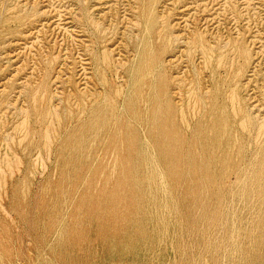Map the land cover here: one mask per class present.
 <instances>
[{
  "label": "rangeland",
  "instance_id": "1",
  "mask_svg": "<svg viewBox=\"0 0 264 264\" xmlns=\"http://www.w3.org/2000/svg\"><path fill=\"white\" fill-rule=\"evenodd\" d=\"M145 44L157 56L159 116L168 107L177 134L159 139L163 158L138 125V172L154 179L147 209L185 231L179 199L190 188L197 226L184 233L194 243L184 235L190 244L176 250L161 236L142 254L109 255L90 242L85 216L86 246L47 252L54 208L108 200L124 177L129 121L119 110ZM262 169L264 0H0V228L11 264H258L240 254L264 215V193L249 183Z\"/></svg>",
  "mask_w": 264,
  "mask_h": 264
},
{
  "label": "bare ground",
  "instance_id": "2",
  "mask_svg": "<svg viewBox=\"0 0 264 264\" xmlns=\"http://www.w3.org/2000/svg\"><path fill=\"white\" fill-rule=\"evenodd\" d=\"M148 8L151 9L152 6L148 7ZM141 51H142V53H140L141 57L139 56L140 57L139 60L137 61L136 64H134V69L132 72V80L131 81H132V85H134L135 87L132 88L131 93H129V94L126 93L125 100H124L125 105L121 110H119V114H121L122 119H124L126 121V123H127V121H129L128 125H127L128 133H125V136H127L126 138L128 140V144H127L128 146H127V148H125V150H127V155L126 156L123 155L121 158V159H123L122 164H124V165H122L123 168L121 167V169L124 170L123 171L124 177H122V176L120 177L122 180L119 181V184L117 182L118 185H115L116 189H114L111 196H110L111 192L110 193L108 192L109 196H110V198H108V200L107 199L104 200V198H103L98 203H95V202L83 203V201H79V199L77 201L76 199H73V197H72V200L69 202H66L65 205H63L62 207H59V208H54L50 212V214L48 213L49 214L47 217L48 221L46 224H49L50 229L47 232V233H49L48 234V244L46 245V247L48 249L47 252H55L56 254L61 255V253L67 249L66 246L69 245L70 243L74 244L76 246H83V245L87 244L89 237H88V240L85 238V235H86L85 225H86V223L83 222V218L85 216L89 217L90 228L92 227V231L90 233L92 238H91L90 242L100 244L103 248L102 250H104L105 252H108L109 255H110V253H115V254L122 253V255H123V253H126L125 251H132V252H136L137 254L141 252V254H142V251H144L146 248L150 247L151 245H155L161 236L168 237L172 247L177 250V248L183 242H185V240L189 236V235H186V234H188V232L187 233L185 232L186 228L191 227V225L192 226L196 225L195 222H193L191 220L193 217L192 213H191L192 208H193L192 206H193V203L195 202L194 197H196V196H194V194L191 193L190 188H187L186 190H182V193H181L180 199H179L180 203H181L180 206H182V208H183L182 212L184 211L182 213L183 214L182 218H183V221L184 220L185 221L183 222L182 227H184V228L186 227L185 231L183 229H182V231H179L180 229L179 230L176 229L175 228L176 224L174 225V227H172L173 228V230H172V228L170 226V224H171L170 218L171 217L167 220L165 218L166 214L163 215L160 212H158V211H160L159 208H161V207L158 206L159 207V208L157 207L158 210L157 209L153 210L154 213L156 212L155 210H157V212H158V213L156 212L157 214L155 213L156 215H154V216H153V214L150 216L151 211L148 212V209H147V206H148L147 204L149 203L150 199H152V198L154 199V195L152 198L149 197L150 195L147 194V192H146L147 190L143 191V188L146 185L149 186L151 183L153 185L154 179H153L152 175L143 174V172L141 173V171L138 172L139 168L141 169L142 167H144L143 166L144 165L143 160H145V159L141 158V157H144L141 155L142 152H141V154L140 153L137 154V147H138V142H139L138 138H137L138 137V129H139L138 125L141 124L142 126L146 127V134L149 136V139L152 138L153 141L156 142V145L159 146L157 148H158V151H160L159 152L160 156L163 158H167L168 154L170 153L164 149L165 143L167 141L171 142L173 138H176L177 134H176L175 130H172L171 126L169 127L167 125V123L171 122V120H172L168 107H167V111H166V116H164L163 118H161L159 116V112H158L159 110H157L158 109V103H159L157 94H158L159 89H157L156 83L154 81L155 78L153 79V74H152L153 70L156 67L157 56H156L155 52H153V50L151 49L149 44H147V45L145 44L143 50H141ZM141 101L146 102V104H145L146 106L144 105L143 108L141 105L142 104ZM155 127H159L158 130H156ZM125 128H126V126H125ZM260 128H262V126ZM262 130H263V128H262ZM262 130L260 129L259 132H261ZM162 133H163V135H162L163 137L161 136ZM156 134H158L159 138L156 137ZM139 135H140V132H139ZM160 138H162V141L164 138V140H166V142L162 144V141L161 142L159 141ZM139 147H142V146L139 145ZM143 155H145V153ZM134 166H135V168H134ZM78 167H80V165ZM145 169H146V164H145ZM143 171H144V169H143ZM169 171H170V169H169ZM77 172H75V173H77ZM262 172L264 174V169L259 171V173H262ZM92 173L94 176L95 171L94 172L92 171ZM76 175L78 176V174H76ZM76 175H75V178L77 177ZM90 175H92V174H90ZM175 176H176V178H178L179 175H175ZM179 178H181V177L179 176ZM88 181L84 182L85 186L83 185L81 187V191H83L85 188H87L86 186H87V184H89ZM155 181H156V179H155ZM76 182H78V181L75 180V183ZM114 182H115V180H114ZM185 182L187 184V183H190L191 181L186 180ZM173 183H171V184H173ZM249 183H251V184H255V183L257 184L258 183V187L264 193V176H261V178L257 177L256 179L250 181ZM80 184H81V182H80ZM75 185H77V184H75ZM75 188H74V190H75ZM82 188H84V189H82ZM109 188H110V186H109ZM111 188H112V186H111ZM150 188L151 187H149L148 189H150ZM158 188H157V190H158ZM151 191H153V190H151ZM179 191H180V189H179ZM83 192H81V193H83ZM175 192L176 191L174 190L173 193H175ZM105 195L106 194H104V197H105ZM85 196H86V194H85ZM173 196H172V198H175ZM88 197L90 198V196H88ZM98 197H100V196H98ZM74 198H77V197L75 196ZM84 198L86 199L87 197H84ZM174 202H175V200H174ZM180 203H178V204H180ZM155 204L160 205L159 203H157V201ZM163 204H162V207H163ZM148 207H150V205ZM164 207L162 209H164ZM172 208H174V207H172ZM166 209H168V207ZM200 214H201V212H200ZM168 217H169V215H168ZM163 218H165L167 221H169V223L166 222V220H163ZM200 218H202V217H200ZM258 219L259 220H257V218H256L257 221L254 223V225L246 231L248 240L245 243V245L243 246V253H241V254L239 253L240 255L243 254L242 257L240 256L242 259L240 261L242 263L243 262H247V263L248 262H258V264H264V215L260 216V218H258ZM174 222H175V220H174ZM180 225H178V222H177L176 227L178 228V226L180 227ZM167 226H169V227H167ZM228 226H230V224H228ZM47 227H48V225H47ZM230 227L226 228V229L228 230V229H230ZM190 232H191V230H190ZM229 233H231V230H229ZM6 234H8V233L6 232ZM197 234L198 233L195 232L192 235H197ZM224 234H227V233H224ZM184 235L187 237V238L184 237V238H186L185 240L181 239V237H183ZM6 236L8 237V235H6ZM7 237H5V230L0 228V264H11L12 261L10 260L11 262H9V259L10 258L12 259L11 256L15 253L13 251V249L15 250V247L13 246L14 243H11V241H9L10 240L9 237H8L9 240L7 239ZM227 237H228V234H227ZM10 238H11V236H10ZM188 239H187V241H188ZM192 239L190 238L189 241L193 242ZM189 241H188V243L190 244ZM219 241H221V240H219ZM196 243L194 244L195 246L198 244V243L197 244ZM184 245H186V244L184 243ZM218 245H222V244H218ZM65 247H66V249H65ZM87 247H89V245ZM197 247H199V245H197ZM73 248H71V249H73ZM91 248H92V246H91ZM179 248H181V247H179ZM216 249H217V247H216ZM180 250L182 251L183 249H180ZM221 250H222V248H221ZM69 251L71 252L70 249H69ZM239 251H241V250H239ZM178 252H180V251H178ZM218 252H220V251H218ZM19 253L21 254L20 251H19ZM64 253H65V251L63 252V255H64ZM85 254H86V251H85ZM68 257H69V255H68ZM91 257H92V255H91ZM41 258H43V257L41 256ZM70 258H71V256H70ZM93 258H95V256ZM239 264H241V263H239Z\"/></svg>",
  "mask_w": 264,
  "mask_h": 264
}]
</instances>
